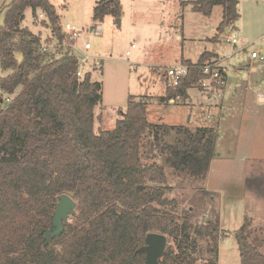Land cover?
Wrapping results in <instances>:
<instances>
[{
    "label": "trees",
    "instance_id": "1",
    "mask_svg": "<svg viewBox=\"0 0 264 264\" xmlns=\"http://www.w3.org/2000/svg\"><path fill=\"white\" fill-rule=\"evenodd\" d=\"M188 3L206 16L222 6L220 33L240 18V0ZM27 9L51 28L49 39H65L50 0L7 5L0 24V89L2 99H13L0 108V264H146L139 249L150 232L169 238L160 264H197L200 238L210 242L203 264H218L219 242L226 235L220 221L198 225L180 218L177 200L166 196L164 165L145 162L149 155L143 150L147 141L167 154L179 174L204 180L215 154L214 127L150 122L146 102L131 95L115 127L96 132L101 83L90 72L78 74L81 60L73 51L46 61L42 35L23 25ZM122 13L120 0H98L93 19ZM214 54L206 50L197 61L183 58L188 74L177 87L167 86L161 99L188 97L193 86L203 90L200 66ZM248 186L264 193V175L248 179ZM63 193L77 201L76 213L60 235L48 240L45 233ZM255 230L246 217L235 232L241 264H264V236L256 234L253 242Z\"/></svg>",
    "mask_w": 264,
    "mask_h": 264
},
{
    "label": "rangeland",
    "instance_id": "2",
    "mask_svg": "<svg viewBox=\"0 0 264 264\" xmlns=\"http://www.w3.org/2000/svg\"><path fill=\"white\" fill-rule=\"evenodd\" d=\"M11 1L0 0V24L5 22ZM50 1L60 15V25L71 23L80 29L77 45L90 56L80 63L82 75L90 72L92 79L102 85L103 98L95 109L96 132L115 127L131 95L146 102L150 122L187 125L193 130L199 126L214 127L217 140L208 182L207 177L195 180L179 174L166 161L167 154L147 141L143 150L149 158L145 162L164 165L169 187L166 196L177 200L180 218L198 225L220 221L226 235L219 242V264H241L235 232L249 215L245 200L248 193L242 180L246 174L244 160L247 158L252 175L264 171V159H253L264 157V102L258 98L264 94V60L260 59L264 57V0H240V18L221 33L218 26L223 7H214L212 14L206 16L193 10L188 3L192 0H120L122 15L109 14L103 21L93 19L98 0ZM182 1L188 2L183 5ZM23 25L41 34L42 41L52 34L49 26L34 19L31 9L25 11ZM234 37L240 40L236 45L228 41ZM56 39L53 36L49 40ZM87 42L89 49L85 48ZM206 50L215 53L210 58L221 60L227 72L223 88L218 91L223 93V102L219 103L218 92L213 88L202 90L197 86L189 88V96L178 102L162 100L169 86L166 67L182 62L183 57L197 60ZM253 51L259 56L253 57ZM75 53L80 55V51ZM3 74L0 68V75ZM1 94L0 89V108H5L9 104L7 97L13 96L2 99ZM258 112L263 116L262 123H253ZM174 138V133L166 137L169 142ZM255 231L251 238L258 242L254 237L264 236V230ZM209 243L199 239L197 264L209 257ZM261 248L264 250V243Z\"/></svg>",
    "mask_w": 264,
    "mask_h": 264
},
{
    "label": "built area",
    "instance_id": "3",
    "mask_svg": "<svg viewBox=\"0 0 264 264\" xmlns=\"http://www.w3.org/2000/svg\"><path fill=\"white\" fill-rule=\"evenodd\" d=\"M41 17H44V15L41 14ZM62 31L65 35V39L63 41H41V50L46 53V61H49L54 57L61 56L64 51L75 52V50H77L80 51L79 57L81 59V62L85 63V60H87L90 56L82 53V50L77 45V40L81 34L80 29L74 24L65 23L64 25H62ZM228 41L234 42V44L236 45V42L240 40L234 37L232 40L229 39ZM90 47V43L87 42L85 44V48L89 49ZM127 54H130V51H127ZM252 56L258 57L259 54L256 51H253ZM260 59L264 60V57L260 56ZM189 69L190 66L184 62H176L174 64L168 65L165 70V78L168 82L167 84H169V86L171 87H177L180 84L182 77H185L188 74ZM200 72L203 75V77L200 79V85L201 87H203V89L213 88L218 92L223 88L222 85L227 79V72L225 67L221 63V60L217 58H209L203 65L200 66ZM78 74L80 76H83V73L80 69ZM217 95L219 98V103H222L224 100L223 93L218 92ZM181 98H183V96L178 94L176 96L170 97L167 101L170 103H175L178 102ZM7 101L10 103L12 101V98L7 97Z\"/></svg>",
    "mask_w": 264,
    "mask_h": 264
},
{
    "label": "water",
    "instance_id": "4",
    "mask_svg": "<svg viewBox=\"0 0 264 264\" xmlns=\"http://www.w3.org/2000/svg\"><path fill=\"white\" fill-rule=\"evenodd\" d=\"M76 207L77 201L70 194L59 195V200L55 205L52 227L45 233L48 240L64 231L65 223L69 221L71 215L76 213ZM168 243L167 235L159 232L148 233L145 244L139 249L140 252L146 253V264H160V259L163 257Z\"/></svg>",
    "mask_w": 264,
    "mask_h": 264
},
{
    "label": "crops",
    "instance_id": "5",
    "mask_svg": "<svg viewBox=\"0 0 264 264\" xmlns=\"http://www.w3.org/2000/svg\"><path fill=\"white\" fill-rule=\"evenodd\" d=\"M183 58L190 59V58H186V57H183ZM197 60H192V61H197ZM163 95H164V92H163L162 96ZM258 98L260 99L261 102H264V94L263 93H260L258 95ZM261 110L262 109L260 107V112H261ZM260 112H258V114L255 113V116H257V120L253 121V123H262V117L263 116ZM253 159H264V157H255ZM250 160H252V158ZM244 161H245V168L244 169L246 171V174H244L242 180H243L244 185L246 187V192L248 193L247 197H245V200H246V210H247V213L250 215L249 216L246 214V216L244 218L249 217L251 222H252V225L254 227H256L255 229H261L264 227V194L260 193L259 190H257L256 188H252V187L249 188L248 179H250L252 177L258 178L259 176L264 175V171L263 172L261 171L258 174L255 173V175H252L254 173L252 171V168L248 169L247 158ZM207 175L208 176H207L206 182H208V180H209V172ZM252 192H253V194H251ZM244 221H245V219H244ZM219 253H220V247H219ZM219 262L220 261H218V264H219Z\"/></svg>",
    "mask_w": 264,
    "mask_h": 264
}]
</instances>
